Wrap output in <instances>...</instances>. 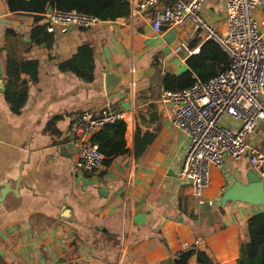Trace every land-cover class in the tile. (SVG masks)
Instances as JSON below:
<instances>
[{
	"label": "crops",
	"instance_id": "crops-1",
	"mask_svg": "<svg viewBox=\"0 0 264 264\" xmlns=\"http://www.w3.org/2000/svg\"><path fill=\"white\" fill-rule=\"evenodd\" d=\"M226 3L206 0L204 5L206 20L221 31ZM255 17L264 21V5ZM33 28V16L11 13L7 0H0L4 68L8 57L39 62L38 81L28 83L20 114L12 113L0 93V264H174L192 249L214 264H237L241 245L249 241L248 221L264 207L230 204L223 215L219 199L235 180L246 182L247 158L225 157L221 168L212 169L205 199L215 206H199L179 176L189 138L172 125L170 106L146 94L155 67L163 75L187 70L189 45L200 42L199 49L205 42L197 27L190 23L157 35L149 15L131 13L88 30L56 33L51 49L30 39ZM84 44L94 51L93 83L59 70ZM182 44L189 51L177 52ZM142 68L153 69L154 76L106 94L105 70ZM22 80L29 77L20 75L15 93ZM87 110L123 112L127 125L125 150L110 167L89 176L76 168L74 145L90 142L77 131L78 116ZM137 131L140 138L156 134L139 158ZM247 143L264 153V121ZM189 264H199L196 256Z\"/></svg>",
	"mask_w": 264,
	"mask_h": 264
},
{
	"label": "built area",
	"instance_id": "built-area-1",
	"mask_svg": "<svg viewBox=\"0 0 264 264\" xmlns=\"http://www.w3.org/2000/svg\"><path fill=\"white\" fill-rule=\"evenodd\" d=\"M205 3L206 0H140L130 7L133 16H150L157 35H162L165 28L191 23L204 41L216 42L229 56L228 68L209 82H197L181 91L163 90L160 95L161 102L172 110V125L189 138L179 176L190 186L199 206L212 208L215 204L205 199V191L211 183L212 169L221 168L225 157L234 161L247 158L250 168L264 181V153L247 143V137L264 121V21L255 19V11L264 5V0H227L223 31L206 20ZM43 18L51 34L88 30L101 23L96 16L77 11L49 9ZM182 49L189 51L182 44L177 52ZM198 52L195 49L189 54ZM78 120L77 131L83 138H91L104 125L124 121L125 113L87 110ZM226 120L237 126L230 127ZM74 145L79 150L78 171L93 172L103 167L104 156L97 145Z\"/></svg>",
	"mask_w": 264,
	"mask_h": 264
},
{
	"label": "trees",
	"instance_id": "trees-1",
	"mask_svg": "<svg viewBox=\"0 0 264 264\" xmlns=\"http://www.w3.org/2000/svg\"><path fill=\"white\" fill-rule=\"evenodd\" d=\"M8 9L14 14H27L34 18V28L30 32V39L36 40L38 46L51 49L55 42L54 34L46 31V26L40 24L43 15L49 10L61 12L77 11L99 18L102 22H114L118 19L129 18L131 7L127 0H7ZM172 0H166L171 3ZM200 42L191 43L189 49L195 50ZM187 70L181 75L166 73L163 75L156 67V75L150 79L151 88L146 94L159 98L162 91H181L197 82L206 83L219 72L226 70L230 59L227 53L214 41H205L201 44L197 54L189 55L185 60ZM39 62L27 60L20 62L18 58L8 57L6 60V90L5 100L13 114L18 115L28 99L29 82L38 81ZM61 72H70L86 83L95 81L94 51L89 44L78 48L73 57L59 65ZM21 74L29 77L22 80L19 93L14 92V87ZM52 123L49 124L51 128ZM127 125L123 120L106 124L90 138V142L98 146L104 156L103 166L110 167L114 157L126 148ZM156 138V134L147 133L140 138L136 132V158L145 152ZM140 139V140H139ZM140 143V146H139ZM93 172H88L90 175ZM249 241L240 248V257L237 264H264V212L252 216L248 221ZM196 256L199 264H214L202 251L188 250L178 256L174 264H189L192 257Z\"/></svg>",
	"mask_w": 264,
	"mask_h": 264
},
{
	"label": "water",
	"instance_id": "water-1",
	"mask_svg": "<svg viewBox=\"0 0 264 264\" xmlns=\"http://www.w3.org/2000/svg\"><path fill=\"white\" fill-rule=\"evenodd\" d=\"M104 87L107 95L116 94L122 87L130 86L142 79L154 76L155 71L150 68L118 72L105 70ZM5 68L0 60V93H5ZM4 194V193H3ZM242 204L255 207H264V181L251 169L246 175V182L235 180L219 199V212L226 213L230 204Z\"/></svg>",
	"mask_w": 264,
	"mask_h": 264
},
{
	"label": "rangeland",
	"instance_id": "rangeland-1",
	"mask_svg": "<svg viewBox=\"0 0 264 264\" xmlns=\"http://www.w3.org/2000/svg\"><path fill=\"white\" fill-rule=\"evenodd\" d=\"M255 19L258 21V19L255 17ZM189 24V23H188ZM184 25H187V24H184ZM188 53V52H187Z\"/></svg>",
	"mask_w": 264,
	"mask_h": 264
}]
</instances>
